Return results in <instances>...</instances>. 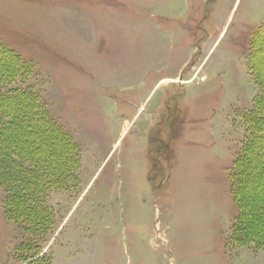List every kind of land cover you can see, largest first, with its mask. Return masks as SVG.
Listing matches in <instances>:
<instances>
[{"label": "rangeland", "instance_id": "374dc122", "mask_svg": "<svg viewBox=\"0 0 264 264\" xmlns=\"http://www.w3.org/2000/svg\"><path fill=\"white\" fill-rule=\"evenodd\" d=\"M263 24L264 0H0V42L33 64L25 85L79 155L76 190L50 193L38 250L21 251L0 187V264H264V247L230 239L229 178ZM259 161L246 193L263 229Z\"/></svg>", "mask_w": 264, "mask_h": 264}, {"label": "trees", "instance_id": "16d2710c", "mask_svg": "<svg viewBox=\"0 0 264 264\" xmlns=\"http://www.w3.org/2000/svg\"><path fill=\"white\" fill-rule=\"evenodd\" d=\"M263 35L264 24L253 34L246 60L257 93L250 110L242 114L246 135L229 172L230 191L238 211L231 224L230 239L239 248L254 250L264 247V226L257 227L251 220L249 213L258 206L250 202L246 188L253 170L258 169L260 157H264V80L259 76L255 58L257 41L263 40ZM32 65L0 42V187L4 190V212L24 236L21 251L25 253L33 244L38 250L36 243L43 241L54 226L52 207L48 204L51 191H75L79 170L77 147L50 120L39 93L25 85L32 75ZM9 113L14 116L8 120ZM11 126L15 128L13 138L4 131ZM23 131V136L28 133L29 141L16 146L12 141ZM37 135L43 141L35 140Z\"/></svg>", "mask_w": 264, "mask_h": 264}]
</instances>
